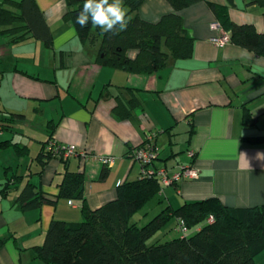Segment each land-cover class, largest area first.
Returning <instances> with one entry per match:
<instances>
[{
	"label": "crops",
	"instance_id": "1",
	"mask_svg": "<svg viewBox=\"0 0 264 264\" xmlns=\"http://www.w3.org/2000/svg\"><path fill=\"white\" fill-rule=\"evenodd\" d=\"M35 1L53 33L51 47L31 34L13 42L0 26V110L10 127L0 142L11 141L0 144V238H8L0 264H44L34 249L52 221H82L81 200L58 198L67 170L84 174L85 205L95 210L116 198L120 184L141 178L132 152L148 139L158 150L154 167L173 172L190 164L200 174L161 183L146 217L211 197L229 207L264 205V143L245 139L264 135V55L232 41L217 45L228 32L213 27L218 20L206 2L180 12L194 38L192 57H170L155 73L135 74L97 62L96 49L84 46L65 18L66 0ZM214 1L229 6L234 23L264 33L259 5ZM172 11L166 0H146L137 14L155 23ZM122 112L130 115L121 119ZM50 142L76 146L77 153L44 157ZM28 185L56 202L25 207Z\"/></svg>",
	"mask_w": 264,
	"mask_h": 264
},
{
	"label": "trees",
	"instance_id": "2",
	"mask_svg": "<svg viewBox=\"0 0 264 264\" xmlns=\"http://www.w3.org/2000/svg\"><path fill=\"white\" fill-rule=\"evenodd\" d=\"M145 1L124 0L131 19L126 30L116 35L103 33L90 22L83 30L75 24V16L84 0H66L65 18L72 22L83 45L96 49L98 63L135 74L155 73L166 67L170 57L175 60L192 57L194 38L184 27L180 12L199 2L210 6L233 43L264 55V33L252 25L234 23L228 5L214 0H166L173 11L154 23L137 14ZM244 2L247 6L259 5L264 9V0ZM0 26L2 34L11 37L13 42L22 41L30 34L48 47L54 42L51 28L35 0L1 2ZM132 51H136L135 56L130 55ZM118 115L124 119L130 112ZM0 128L2 132L10 130L2 110ZM245 139L255 144L264 143V135ZM13 145L20 149L18 144ZM53 155L58 154L47 148L43 152L44 157ZM84 184L83 173L65 172L58 198L81 200L83 219L76 224L52 221L44 243L34 249L44 264H257L256 257L264 251V205L229 207L219 198L211 197L186 202L179 208L167 206L148 223L139 226L131 219L161 192L159 178L126 181L118 186L114 200L95 210L85 205ZM34 188L28 185L23 190L21 200L25 207L56 202ZM142 216L146 218L145 214ZM172 221L176 222L172 229L179 236L150 243ZM181 221L187 227L186 232L180 229ZM7 240L0 238V248Z\"/></svg>",
	"mask_w": 264,
	"mask_h": 264
},
{
	"label": "built area",
	"instance_id": "3",
	"mask_svg": "<svg viewBox=\"0 0 264 264\" xmlns=\"http://www.w3.org/2000/svg\"><path fill=\"white\" fill-rule=\"evenodd\" d=\"M213 27L216 29H222L219 22L214 24ZM230 41V35L228 33H224L223 36L215 40V43L217 45L223 46ZM1 134L2 130L0 128V135ZM47 150L53 151L56 154L63 153L67 157L77 153L76 146H62L56 143H50L47 147ZM80 153L84 156H87V153L84 151H81ZM188 155L190 158H194L193 151H188ZM132 156L142 165L141 178L156 176L160 179L163 185L177 184L185 180H194L197 179L200 174L199 170L190 164H182L178 170L173 172H170L165 167L155 168L153 165L158 157V150L153 146L150 139H148L142 146L133 150ZM98 159H100L105 165L109 167L114 164V158L112 156H100ZM70 203L73 205V201H70ZM210 220H212V218H210ZM180 229L182 232L187 231L184 221H181Z\"/></svg>",
	"mask_w": 264,
	"mask_h": 264
},
{
	"label": "clouds",
	"instance_id": "4",
	"mask_svg": "<svg viewBox=\"0 0 264 264\" xmlns=\"http://www.w3.org/2000/svg\"><path fill=\"white\" fill-rule=\"evenodd\" d=\"M130 19L124 0H84L74 22L81 30L90 22L103 33L116 35L126 30Z\"/></svg>",
	"mask_w": 264,
	"mask_h": 264
},
{
	"label": "rangeland",
	"instance_id": "5",
	"mask_svg": "<svg viewBox=\"0 0 264 264\" xmlns=\"http://www.w3.org/2000/svg\"><path fill=\"white\" fill-rule=\"evenodd\" d=\"M165 49V47H163ZM166 50V49H165ZM188 154V153H187ZM186 154V155H187ZM146 210H148L147 208L142 209L141 211H139L132 219L131 222H138L139 226H143L146 223H148L153 217H155L158 213H160V209L156 210L155 212L151 213L149 216H147L146 218H144V216H142ZM174 227V222H170L165 228H163L159 233H157L153 239L150 241V243H154V242H164L167 241L169 239H172L173 237L179 236V233H177L176 231H174L172 228ZM256 263L257 264H264V251L262 253H260L257 257H256Z\"/></svg>",
	"mask_w": 264,
	"mask_h": 264
}]
</instances>
